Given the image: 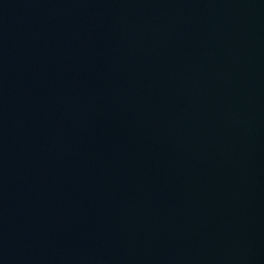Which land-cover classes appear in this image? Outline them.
Wrapping results in <instances>:
<instances>
[{
    "label": "water",
    "instance_id": "1",
    "mask_svg": "<svg viewBox=\"0 0 264 264\" xmlns=\"http://www.w3.org/2000/svg\"><path fill=\"white\" fill-rule=\"evenodd\" d=\"M0 264H264V0H0Z\"/></svg>",
    "mask_w": 264,
    "mask_h": 264
}]
</instances>
